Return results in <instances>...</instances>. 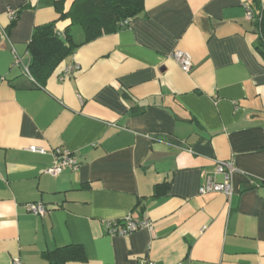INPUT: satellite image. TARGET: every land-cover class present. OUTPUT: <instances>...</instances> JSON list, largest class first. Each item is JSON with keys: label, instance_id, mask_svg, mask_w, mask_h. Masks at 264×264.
I'll list each match as a JSON object with an SVG mask.
<instances>
[{"label": "crops", "instance_id": "crops-1", "mask_svg": "<svg viewBox=\"0 0 264 264\" xmlns=\"http://www.w3.org/2000/svg\"><path fill=\"white\" fill-rule=\"evenodd\" d=\"M54 1L0 0V264L69 245L84 257L63 264H264V59L245 15L264 0H144L35 84L27 45ZM56 148L77 166L48 173ZM230 159L231 196L200 193ZM128 213L153 230L109 234Z\"/></svg>", "mask_w": 264, "mask_h": 264}, {"label": "trees", "instance_id": "trees-1", "mask_svg": "<svg viewBox=\"0 0 264 264\" xmlns=\"http://www.w3.org/2000/svg\"><path fill=\"white\" fill-rule=\"evenodd\" d=\"M65 0H55L54 8L58 18L36 25L27 45L29 54L28 72L32 83L43 85L58 65L83 43L104 33L121 27V23L140 15L144 10V0H73L67 10ZM258 19L254 22L258 33L257 50L264 59V2L256 1L253 9ZM68 21L63 32L57 30L58 21ZM81 36L82 40H79ZM49 264H63L66 260L83 259L79 245L58 247L42 252Z\"/></svg>", "mask_w": 264, "mask_h": 264}, {"label": "built area", "instance_id": "built-area-1", "mask_svg": "<svg viewBox=\"0 0 264 264\" xmlns=\"http://www.w3.org/2000/svg\"><path fill=\"white\" fill-rule=\"evenodd\" d=\"M7 15L10 21H13L17 16V10L9 9L7 11ZM245 15L246 18L255 21L258 19L256 16L253 8L250 5L245 6ZM129 22L125 20L121 23L122 26L128 25ZM15 55V64H18V56L14 52ZM180 66L182 71L189 72L192 67V59L191 56L182 50H175L170 55ZM77 69V66L68 68L69 72L74 71ZM26 76L33 81V77L28 72V69L25 68ZM29 150L32 152L38 153H45L46 150L39 147H29ZM53 156V165L47 169V172L51 175L59 174L63 169L67 167L75 168L77 166L76 160L74 157L71 156L69 151L62 148H56L52 150ZM235 171V166L233 160L227 161H217L215 165V172L216 174L222 175V181H215L213 178L208 177L205 183L199 187L200 193L206 192H220L225 194L227 197L231 196L232 189H231V177L233 172ZM29 212L34 215H44L46 213V206L42 203H29L26 205ZM106 228L109 234L111 235H127L137 229L140 228H147L149 230H153V224L147 219H134L130 213L126 214L121 219L117 220H109L106 222ZM10 264H22L18 258H14Z\"/></svg>", "mask_w": 264, "mask_h": 264}]
</instances>
